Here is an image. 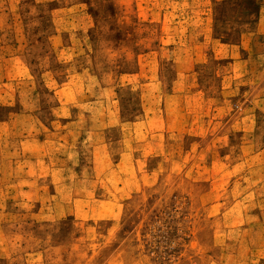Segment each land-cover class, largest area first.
Returning a JSON list of instances; mask_svg holds the SVG:
<instances>
[{
    "label": "rangeland",
    "instance_id": "obj_1",
    "mask_svg": "<svg viewBox=\"0 0 264 264\" xmlns=\"http://www.w3.org/2000/svg\"><path fill=\"white\" fill-rule=\"evenodd\" d=\"M0 264H264V0H0Z\"/></svg>",
    "mask_w": 264,
    "mask_h": 264
}]
</instances>
